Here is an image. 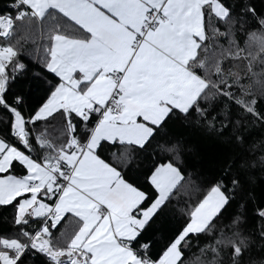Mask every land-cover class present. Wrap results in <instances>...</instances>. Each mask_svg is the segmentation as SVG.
Wrapping results in <instances>:
<instances>
[{
	"label": "snow or ice",
	"instance_id": "obj_1",
	"mask_svg": "<svg viewBox=\"0 0 264 264\" xmlns=\"http://www.w3.org/2000/svg\"><path fill=\"white\" fill-rule=\"evenodd\" d=\"M6 7L0 38L24 35L0 46V125L10 126L0 132V206L15 203L16 226L0 234V264H25L29 253L48 264H243L252 243L239 230L243 217L217 226L242 187L232 165L183 211L182 227L157 255L141 238L184 177L172 162L156 167L152 198L119 166H129L177 113L195 114L213 130L219 123L221 131L237 132L249 118L264 124V107H257L264 98V18L240 47L223 0H10ZM37 30L44 43L36 57L59 82H50L47 101L25 117L23 98L9 102L6 93L26 69L17 45ZM105 143L117 149L112 161L100 154ZM157 150L177 147L160 143ZM68 214L77 230L54 239L52 229ZM257 215L264 238V209ZM202 236L211 239L202 244Z\"/></svg>",
	"mask_w": 264,
	"mask_h": 264
},
{
	"label": "trees",
	"instance_id": "obj_2",
	"mask_svg": "<svg viewBox=\"0 0 264 264\" xmlns=\"http://www.w3.org/2000/svg\"><path fill=\"white\" fill-rule=\"evenodd\" d=\"M223 2L232 10V18L237 21L233 25V32L240 47H244L248 33L259 30L258 19L264 18V0H223ZM9 3L10 0H0V14L9 11L6 7ZM248 8L255 10V16L246 11ZM14 13L13 11L12 14L15 15ZM219 27L221 31H227L225 24L221 23ZM23 35L24 32L19 30L13 37L0 39V46L16 45L17 39ZM32 39L36 40V44ZM220 42L227 47L228 39L221 37ZM39 43L44 41L41 40L40 32L37 30L27 42L21 40V44L17 45L20 51L18 59L26 65V69L18 74L14 81H10L6 93L9 102L17 96L23 98L20 107L25 117L34 114L47 100L52 90L50 82L52 85L59 82L54 74L48 73L42 67V61L37 59L36 46ZM228 66L229 63L226 62L225 68ZM259 101L257 107H264V98H259ZM57 120H59L58 116ZM40 126L42 124L37 125ZM9 129L10 126L0 125V132L4 134H8ZM237 135L244 137L242 143L237 141ZM160 143L176 145L178 155L177 152L158 151L157 145ZM116 150L105 143L100 154L103 158L112 161L113 152ZM133 155L135 158L132 163L126 168L120 165V170L128 182L145 191L152 198H155L156 193L149 182V175L160 164L172 162L181 170L184 177L170 202L150 223L141 238L140 243H151V252L154 255L159 254L182 227L187 218L182 214L183 211H190L220 178L223 170L232 165V172L238 174L242 187L224 210L222 221L218 222L217 226L229 224L237 215L243 217L239 230L252 241L249 251L244 255L243 264H251L253 260H264V238L259 236L262 218L257 215L258 210L264 209V161L261 160V157H264V124L253 123L249 118L237 132H234L231 126L221 131L219 123L213 130L205 122L197 123L195 114L186 119L177 113L160 129L159 134L146 149L137 150ZM15 174L24 173L18 169ZM14 216L15 203L0 206V234L15 233ZM77 228L76 218L68 214L56 229H52L53 238L62 240L64 234L71 235ZM210 239L211 237L204 236L200 238L202 244ZM136 247H139V244ZM25 264H48V262L42 254L29 253Z\"/></svg>",
	"mask_w": 264,
	"mask_h": 264
},
{
	"label": "crops",
	"instance_id": "obj_3",
	"mask_svg": "<svg viewBox=\"0 0 264 264\" xmlns=\"http://www.w3.org/2000/svg\"><path fill=\"white\" fill-rule=\"evenodd\" d=\"M56 78H57V77H56ZM57 79H58V78H57ZM47 99H48V98H47ZM46 101H47V100H46ZM46 101H45V102H46ZM45 102H44V103H45ZM44 103H43V104H44ZM39 108H40V107H39ZM160 165H161V164H160ZM151 175H152V173H151ZM151 175H149V177H150Z\"/></svg>",
	"mask_w": 264,
	"mask_h": 264
},
{
	"label": "built area",
	"instance_id": "obj_4",
	"mask_svg": "<svg viewBox=\"0 0 264 264\" xmlns=\"http://www.w3.org/2000/svg\"><path fill=\"white\" fill-rule=\"evenodd\" d=\"M14 14H15V13H14ZM0 39L5 40L6 38H0Z\"/></svg>",
	"mask_w": 264,
	"mask_h": 264
}]
</instances>
